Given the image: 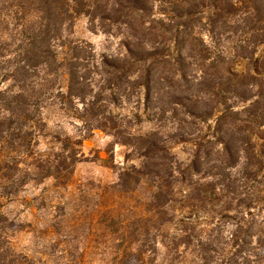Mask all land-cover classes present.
<instances>
[{"label":"trees","instance_id":"16d2710c","mask_svg":"<svg viewBox=\"0 0 264 264\" xmlns=\"http://www.w3.org/2000/svg\"><path fill=\"white\" fill-rule=\"evenodd\" d=\"M184 1L0 0V264H264V70L224 62ZM93 129L129 152L73 185Z\"/></svg>","mask_w":264,"mask_h":264},{"label":"rangeland","instance_id":"374dc122","mask_svg":"<svg viewBox=\"0 0 264 264\" xmlns=\"http://www.w3.org/2000/svg\"><path fill=\"white\" fill-rule=\"evenodd\" d=\"M188 1H184L185 5ZM193 3L194 9L202 11L198 14L199 19L192 22L193 28L202 33L203 40L207 44L211 43L208 31L214 32V37L217 39V52L221 54L224 62L232 64L239 70L240 67H249L250 61L258 57L259 67L264 70V0H217L214 24L207 23L212 7L211 0H194ZM73 37L88 41L97 51L112 54L116 48V39L98 31L89 32L86 19L83 17L77 19ZM249 57L252 58L249 60ZM129 109V105H122V108H113V111L117 115H123ZM153 123L154 121L152 124L144 121L141 129ZM62 127L71 134L80 132V125L67 118L63 121ZM175 151L179 152L178 149ZM81 152V161L74 166L72 174L73 185L87 180L103 184L114 183L117 180L118 169L125 163V155L129 150L126 146L116 143L115 137L108 132L93 129L84 134ZM181 155L179 153L178 156L181 157ZM136 161V158L133 159L134 163ZM49 183L45 180L42 187ZM35 193L36 189H27L22 192V195L28 198Z\"/></svg>","mask_w":264,"mask_h":264}]
</instances>
